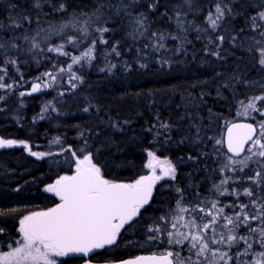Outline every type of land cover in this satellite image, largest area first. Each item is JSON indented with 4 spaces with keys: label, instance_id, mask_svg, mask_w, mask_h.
Listing matches in <instances>:
<instances>
[{
    "label": "trees",
    "instance_id": "obj_1",
    "mask_svg": "<svg viewBox=\"0 0 264 264\" xmlns=\"http://www.w3.org/2000/svg\"><path fill=\"white\" fill-rule=\"evenodd\" d=\"M183 1L135 0L129 11L133 16L143 13L147 17V36L137 34L135 38L130 35L135 27L130 17L123 13L116 16L114 9H104V17L93 18L90 27L112 29L104 34L108 44H97L96 59L91 63L82 61L73 65L71 73H59L56 67L67 69L70 57L37 49L28 51L30 44L22 40L17 41L21 51L10 49L8 37L22 36L26 30L35 35L43 29L37 39L41 49H46L62 43L63 36L74 31L68 28L56 35L49 32L50 27L59 29L80 13L91 16L100 3L116 5L119 0H40V8L34 7V0H0V24L10 25V18L22 15L33 18L31 24L25 23L15 31L9 27L0 29V42L6 44L7 57L17 60V65L7 66L4 82L22 79L20 86L11 91L0 89V95L5 96L0 100V138L25 141L31 151L51 153L38 158L22 144L0 148V229L4 230L0 233V245L4 249L19 237V221L25 215L44 211L57 201L55 194L46 190L47 186L72 173L76 158H82L80 149H84V154L91 152L93 163L101 168L103 176L126 183L145 174L146 153L152 151L175 163V179L155 187L150 203L121 232L116 245L101 253L100 258L119 260L139 253L172 251L179 253L173 256L176 264L197 260L186 245L148 241L147 230L157 218L178 211L177 201L181 197L177 188L183 192L182 207L190 208L201 201L205 202L202 207L212 200L221 204L235 202L234 198L218 196L213 189V184L220 183L224 175H234L217 170L224 163L226 151L223 144L216 145L215 141L221 140L225 125L236 120L231 118L240 101L264 94V66L259 63L260 49L264 48V21L257 16L264 11V0H222V5L231 8V14H226L216 30L210 32H203L205 17L215 8L216 0H194L195 4L176 6ZM60 3L66 5L63 12L56 10ZM153 4L155 7H149ZM176 11L186 13L182 16L183 29L177 27ZM254 16L261 25L256 29L252 27ZM153 33L165 34L159 42L164 47L157 52L150 41ZM219 36L225 38L222 43ZM96 38L93 32L78 49L66 50L80 55ZM181 41L182 50L177 51ZM113 45L120 52L119 57L106 55ZM214 52L219 55H212ZM109 63L117 67L111 72L100 71ZM48 71L57 76L55 82L48 81L53 86L45 88L42 84L36 93L19 95L21 91L30 92L33 82H41L36 78ZM72 74L81 78L74 81V89L70 83ZM46 105L48 109L43 111ZM258 106L264 108V103ZM85 108L89 111L85 112ZM164 124L168 128L161 127ZM57 137L60 143H53ZM256 167L250 161L245 172L251 175ZM248 186L229 185L241 191ZM239 202L247 203V198L242 196ZM183 215L185 220L190 219L188 213ZM245 232L246 229H240L241 235ZM261 250L257 245L255 251ZM252 258L249 254L240 260L247 262Z\"/></svg>",
    "mask_w": 264,
    "mask_h": 264
},
{
    "label": "snow or ice",
    "instance_id": "obj_2",
    "mask_svg": "<svg viewBox=\"0 0 264 264\" xmlns=\"http://www.w3.org/2000/svg\"><path fill=\"white\" fill-rule=\"evenodd\" d=\"M184 2L190 4V0H184ZM134 3L135 0H130L127 4L124 0H119L116 5L111 2L100 3L91 16L80 13L68 23L62 24L59 29L50 27L49 32L56 35L68 28L74 31L72 35H64L62 43L53 44L46 49H41L40 40L37 39L44 31L43 29L37 30L35 35H29L26 30L22 36L8 37L7 48L21 51V45L17 41L22 40L30 44L28 51L37 49L70 57L71 64H68L67 69L55 65L54 67L59 73L65 71L71 73L73 65H80L82 61L91 63L96 59L98 43L108 44L104 34L112 29L107 26L95 29L90 27L93 18L100 20L104 17V9H114L116 16L123 13L130 17L135 25L130 33L134 38L137 34L141 36L145 34L147 17L143 13L133 16L129 8ZM40 6V0H34V7L40 8ZM149 7H155V5H149ZM56 10L63 12L66 10V5L60 3ZM226 14H231V8L222 5V0H216L214 11H209L206 16L213 31L220 25ZM183 15L186 13L175 12L177 27L180 29L184 27ZM257 16L264 21V11L257 13ZM10 19L12 23L7 26L0 24V29L9 27L15 31L23 28L25 23L33 22V18L26 15ZM251 19L253 29L261 27L256 23L257 17L254 16ZM36 23L39 24L38 17ZM93 32L97 34V38L92 39L80 55H71L66 50L67 47L78 49ZM152 35L158 40L165 38L164 33ZM261 35H264V32ZM172 38L180 39L176 36ZM45 39L47 40L48 36H45ZM224 39L223 36L218 37L221 43ZM153 47L161 48L164 45L157 43ZM182 47L183 41L177 51L182 50ZM110 54L117 57L121 55L116 45H113L111 52L106 55ZM211 54L219 55L218 52ZM260 55L259 63L264 66V48L260 49ZM8 65H17V60L7 57L6 44L0 42V89L11 91L20 86L22 79L14 83H5ZM140 66L146 67V65ZM116 67L117 65L109 63L100 71L111 72ZM45 77L47 80H44ZM80 79L75 74L71 75L70 83L73 89L77 87L74 81ZM36 80L41 82H33L30 92L21 91L19 95L23 97L36 93L41 90L42 84L45 88L51 87L53 85L48 81L55 82L57 76L52 71H48ZM4 99L5 96L0 95V100ZM258 101L264 102V95L253 97L247 104H242L244 111L238 112V115L247 116L251 110L264 116V108L258 107ZM47 109L46 105L43 111ZM84 111L87 112L89 109L85 108ZM40 118L43 119V116ZM161 127L168 128V125L164 124ZM197 132H199L198 128ZM80 135L83 136V133ZM53 143H60L59 137ZM225 143L227 153H225L224 163L217 170L234 175H224L219 184H213V189L218 196L234 198L235 202L221 204L219 200H212L202 207L200 205L205 202L201 201L190 208L182 207L180 205L184 199L183 192L177 188L176 192L181 197L177 201L178 212L157 218L155 225L149 226L147 230L150 233L148 241L166 240L170 246L186 245L188 250L197 257V260L191 261V264H264V120L255 125L252 123L231 124L227 129L226 142L220 139L215 141L216 145ZM18 144L24 145L34 157L51 155V153L31 151V147L25 141L0 138V148H11ZM80 152L82 158L77 157L75 160V173L71 176H61L54 184L47 186L46 190L55 193L60 203L47 211L32 212L19 221L17 231L20 239L13 242L15 247L9 246L8 251L0 252V264H60L57 258L67 257L70 254L87 256L94 250L116 245L121 229L133 221L140 214V210L149 203L157 181L165 177L175 179L176 169L170 162L166 168L162 169V175H157L156 166L153 163L157 158L153 152H148L150 159L146 167L151 169L150 175L141 176L133 183H116L104 178L101 168L93 163L91 152L84 154V149H80ZM241 153H246L243 159H234ZM72 155L76 156V152L73 151ZM249 161L257 165L251 170V175L245 172V169L249 167ZM239 173L244 175L241 176ZM237 183H248L249 186L244 187L242 191L237 187H229ZM242 196L247 198V203L239 202ZM226 209L231 214H226ZM184 213H188L190 219L185 220ZM241 228L246 229L243 235L240 234ZM3 232L4 230L0 229V233ZM241 245H243L242 249ZM257 245L262 249L259 252L255 251ZM249 254L253 257L250 261L240 260L241 257ZM174 255L178 256L179 253L166 251L159 256H140L120 261L119 264H176L172 259ZM201 257L205 259L201 260Z\"/></svg>",
    "mask_w": 264,
    "mask_h": 264
},
{
    "label": "rangeland",
    "instance_id": "obj_3",
    "mask_svg": "<svg viewBox=\"0 0 264 264\" xmlns=\"http://www.w3.org/2000/svg\"><path fill=\"white\" fill-rule=\"evenodd\" d=\"M182 3V4H181ZM185 2L183 1V2H179V3H177L176 4V6H178L179 8H181L183 5L185 6H189V5H191V4H195L194 3V0L191 2L190 1V4H184ZM215 9V8H214ZM214 9L213 10H211V11H214ZM106 17H107V15H106ZM205 20H206V17H205ZM211 30H213L211 27H210V25H209V23L207 22V20H206V25L204 24V29H203V32L204 31H206V32H210ZM145 32V31H144ZM146 34H147V32H146ZM149 34V33H148ZM142 36H147V35H142ZM143 38H145V37H143ZM152 39L150 40L151 42H154V44H157V43H159L161 40H158L157 38H155V37H151ZM153 44V45H154ZM160 44V43H159ZM152 49H153V51H159L160 49H158V48H154V47H152ZM152 51V52H153ZM147 55V54H146ZM83 67V66H82ZM260 95H264L263 93H261V94H258V95H255V96H250L249 98H247L246 100H242V101H240V103H239V106L236 108V110H235V114H234V116H233V118H231V119H253V120H255V122L257 123V122H259V121H261V120H264V116H262V115H258V114H260L259 112H254V111H251L250 110V114L249 115H247V116H245V115H243V114H240V115H238V112L239 113H243V111H244V109H243V106H242V104H247L248 103V101L251 99V98H253V97H256V96H260ZM260 102L258 101L257 102V105L259 104ZM262 103H264V102H262ZM259 107V106H258ZM258 113V114H257ZM222 133H223V129H222ZM221 140H222V136H221ZM148 152H152V151H148ZM148 152L146 153V156H147V158H146V165L148 164V162H149V159H150V157L148 156ZM154 153V152H153ZM155 154V157L157 158L156 160H154L153 161V163L155 164V166H156V174L157 175H162V169L163 168H166L167 166H168V162H170L172 165H174L175 166V163H173L172 161H170V160H168L167 158H162V157H160V156H158L157 155V153H154ZM246 155V153L242 156V157H240V158H238L237 160H240V159H243L244 158V156ZM249 163H250V161H249ZM237 167H239V166H237ZM151 174V169H149V168H147V167H145V174L143 175V176H147V175H150ZM171 178H168V177H165V178H163V179H161L160 181H157V183H156V185L153 187V189H155V187L159 184V183H161V182H163V181H165V180H170ZM55 183V182H54ZM53 183V184H54ZM219 184V183H218ZM51 193H53V192H51ZM53 194H55V193H53ZM34 212H37V211H34ZM175 212H178V211H173V212H170L169 214H171V213H175ZM32 213V212H31ZM31 213H29V214H27V215H30ZM168 215V214H167ZM26 216V215H25ZM20 239V234H19V237L17 238V240H19ZM9 246H12V247H15L16 245L14 244V243H10V244H7V245H5V249H4V247H2L1 245H0V252H5V251H8L9 250ZM58 259V261L60 260L59 258H57ZM201 260H203V259H205L204 257H201L200 258Z\"/></svg>",
    "mask_w": 264,
    "mask_h": 264
},
{
    "label": "water",
    "instance_id": "obj_4",
    "mask_svg": "<svg viewBox=\"0 0 264 264\" xmlns=\"http://www.w3.org/2000/svg\"><path fill=\"white\" fill-rule=\"evenodd\" d=\"M233 123H252V124H254L255 125V123H254V121H251V120H242V119H240V120H234V121H231V122H229L226 126H225V128H224V131H223V137H222V140H224L225 142H226V139H227V129H228V127L231 125V124H233ZM223 146H224V149H225V151H226V153H227V147H226V143L225 144H223ZM244 153H241V155L240 156H238V157H234V158H239V157H241L242 155H243ZM229 155H231V154H229ZM75 173V170L71 173V174H69L68 176H71V175H73ZM104 178L105 179H108V178H106L105 176H104ZM114 182V181H113ZM116 183H125V182H116ZM152 195H153V191H152ZM151 199H152V196H151V198H150V200H149V203H150V201H151ZM58 203H60V200L56 203V204H54L53 206H51L50 208H53V207H55ZM148 203V204H149ZM147 204V205H148ZM146 206V205H145ZM144 206V207H145ZM49 208V209H50ZM48 210V209H47ZM46 210V211H47ZM136 218V217H135ZM135 218L133 219V221L135 220ZM133 221H131L130 223H132ZM129 223V224H130ZM129 224H126L125 225V227H127ZM124 227V228H125ZM123 228V229H124ZM123 229H121V232L123 231ZM120 232V233H121ZM99 250H94L92 253H90L89 255H87V256H83V255H81V254H70L69 256H67V257H88V256H91L92 254H94V253H97ZM161 254H163V253H151V252H145V253H139V254H137V255H134V256H130V257H125V258H122V259H119V260H111V261H105V262H90V261H86V262H84V263H82V264H119V262L120 261H123V260H130V259H135L136 257H140V256H143V257H150V256H159V255H161Z\"/></svg>",
    "mask_w": 264,
    "mask_h": 264
},
{
    "label": "flooded vegetation",
    "instance_id": "obj_5",
    "mask_svg": "<svg viewBox=\"0 0 264 264\" xmlns=\"http://www.w3.org/2000/svg\"><path fill=\"white\" fill-rule=\"evenodd\" d=\"M56 200L57 201L55 203H57L59 200L58 196H56ZM112 246H106L104 249H100L97 253H94L88 257H62V258H59L60 259L59 261H60V264H82L86 261H90V262L110 261V260H105V259L100 258V255L101 253L106 252Z\"/></svg>",
    "mask_w": 264,
    "mask_h": 264
},
{
    "label": "bare ground",
    "instance_id": "obj_6",
    "mask_svg": "<svg viewBox=\"0 0 264 264\" xmlns=\"http://www.w3.org/2000/svg\"><path fill=\"white\" fill-rule=\"evenodd\" d=\"M125 3V2H124ZM182 4V3H181ZM185 4V3H184ZM186 6V5H185ZM111 14H112V12H111ZM118 17H116V19H117ZM128 19V18H127ZM110 20V19H109ZM160 20V19H159ZM115 21V20H114ZM124 22V21H123ZM116 26V25H115ZM133 29V28H132ZM199 31V30H198ZM62 37V36H61ZM127 38H129V37H127ZM142 38V37H141ZM130 39H132V38H130ZM138 40V39H137ZM241 45V44H240ZM150 47V46H149ZM247 47V46H246ZM199 56V55H198ZM196 58V57H195ZM190 59V58H189ZM179 62V61H178ZM195 64V63H194ZM214 77V76H213ZM215 78V77H214ZM225 78V77H224ZM213 121V120H212Z\"/></svg>",
    "mask_w": 264,
    "mask_h": 264
}]
</instances>
